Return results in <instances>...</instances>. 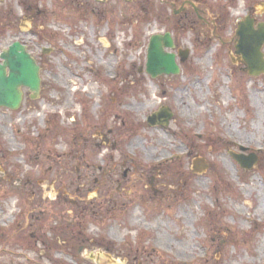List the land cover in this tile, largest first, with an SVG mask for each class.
Wrapping results in <instances>:
<instances>
[{"label":"rangeland","instance_id":"374dc122","mask_svg":"<svg viewBox=\"0 0 264 264\" xmlns=\"http://www.w3.org/2000/svg\"><path fill=\"white\" fill-rule=\"evenodd\" d=\"M262 3L0 0V54L19 42L41 80L0 108V264H264V75L229 46ZM166 33L179 73L152 79Z\"/></svg>","mask_w":264,"mask_h":264},{"label":"water","instance_id":"95a60500","mask_svg":"<svg viewBox=\"0 0 264 264\" xmlns=\"http://www.w3.org/2000/svg\"><path fill=\"white\" fill-rule=\"evenodd\" d=\"M264 23L254 25V20L246 16L237 25L235 31V55L237 61L245 65L244 71L250 77L264 75ZM173 48L171 36L153 35L149 39L145 72L152 79L161 75H177L179 67L176 55L167 52ZM188 51L179 53L180 61L187 59ZM0 108L16 110L22 101L21 88H26L36 95L40 88L39 67L26 52L23 45L15 42L0 54ZM234 62V61H233ZM172 114L168 108H161L147 118L149 126H168ZM232 158L241 168L250 170L257 164L254 154L245 157L231 153ZM202 160L195 162L194 170L199 171Z\"/></svg>","mask_w":264,"mask_h":264},{"label":"flooded vegetation","instance_id":"af4514ba","mask_svg":"<svg viewBox=\"0 0 264 264\" xmlns=\"http://www.w3.org/2000/svg\"><path fill=\"white\" fill-rule=\"evenodd\" d=\"M186 4L190 5L191 7L193 6V7H192V8H193V14H195V17L198 18V19H200V20H202L203 23H204L205 21H204L203 18L199 15L200 12L195 8V6L193 5V3L190 2V1H184V2L182 3V5H184V6H185ZM262 4H263V3H262ZM184 6L181 7V10L179 9V10H177V12H174V14L176 15V14H179V13L183 12L184 9H185ZM183 13H184V12H183ZM250 13H251V14H256L254 10H252ZM257 14H259L260 17L262 18V16L264 15V7H261V10H259ZM257 17H258V16H257ZM231 45H232V43L229 44V46H231ZM102 140H104L106 143H108V141H109L104 135H102ZM124 175H126V172L124 173ZM69 229H70V228H69ZM67 241L69 242V245H70L71 247H74V245L71 244V238L68 239Z\"/></svg>","mask_w":264,"mask_h":264},{"label":"bare ground","instance_id":"6f19581e","mask_svg":"<svg viewBox=\"0 0 264 264\" xmlns=\"http://www.w3.org/2000/svg\"><path fill=\"white\" fill-rule=\"evenodd\" d=\"M131 146H133V144H131ZM164 159H165V157H164V158H160V159H159V158H156V161H157V162H161V161H163ZM152 161H153V160H152ZM153 162H154V161H153Z\"/></svg>","mask_w":264,"mask_h":264},{"label":"trees","instance_id":"16d2710c","mask_svg":"<svg viewBox=\"0 0 264 264\" xmlns=\"http://www.w3.org/2000/svg\"><path fill=\"white\" fill-rule=\"evenodd\" d=\"M74 247L77 245V244H80V241L77 239L76 241H74Z\"/></svg>","mask_w":264,"mask_h":264}]
</instances>
